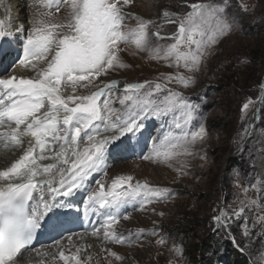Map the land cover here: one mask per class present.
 Listing matches in <instances>:
<instances>
[{
    "label": "snow or ice",
    "instance_id": "6c2138e0",
    "mask_svg": "<svg viewBox=\"0 0 264 264\" xmlns=\"http://www.w3.org/2000/svg\"><path fill=\"white\" fill-rule=\"evenodd\" d=\"M42 3L49 9L55 6L63 19L50 22L47 18L52 12H41L31 31L17 26V35H27L14 54L6 52L0 43V57L12 55L8 67L17 68L16 74L0 78V144L4 149L22 153L0 170V264H24V253L34 249V240L42 228L57 233L65 230L67 220L59 210L70 208L71 201L62 198L73 197L79 190L87 193L83 200L86 213L89 209L95 211L97 206L104 210L105 222L100 228H93V236H98L102 228L104 241L130 244L139 239L143 229L128 235L116 231L114 225L119 223L121 210L125 206L136 210V205L144 210L154 200L168 198L172 190L142 183L132 175H117L107 191L105 183L97 179L98 188L91 190L90 178L104 172L110 151L132 152L140 145L144 121L149 117H171V123L166 132L153 138L149 153L142 157L145 160L167 162L180 155H194L193 148L203 139L205 124L198 114L199 106L189 103L182 92L167 83L116 79L103 83L101 78L131 67L121 47L129 44L151 59L168 60L172 66L198 71L210 50L241 27L239 20L229 15L228 0L187 4L189 10L182 13L165 8V22L175 26L170 36L161 35L159 30L150 33L155 21L129 12L133 0ZM129 18L137 21L135 27L126 25ZM10 35L0 19V42H6ZM153 37L173 42L154 43ZM19 68L34 75L29 78L19 73ZM166 80L184 87L194 82L193 77L179 72L168 74ZM121 83L122 95L117 97ZM90 86L95 91L77 94L78 88ZM68 87L71 94H64ZM114 100H118L119 107L114 106ZM251 104V99L244 103L242 113ZM194 122L197 130L186 131V126H193ZM45 160L53 162L38 163ZM230 207L212 217L214 230L228 229L233 218L243 216L245 207L231 213ZM129 218L130 213L123 215V219ZM244 235H248L246 222ZM67 239L72 242L71 236ZM232 239L235 242V237ZM164 242L163 238L157 241ZM53 245L64 264H88L91 260V256L87 261L81 260L80 247L67 256L61 241L54 240ZM174 250L182 254V248L174 246ZM111 255L123 259L116 252Z\"/></svg>",
    "mask_w": 264,
    "mask_h": 264
},
{
    "label": "rangeland",
    "instance_id": "374dc122",
    "mask_svg": "<svg viewBox=\"0 0 264 264\" xmlns=\"http://www.w3.org/2000/svg\"><path fill=\"white\" fill-rule=\"evenodd\" d=\"M24 2L41 13L42 0ZM195 2L203 0H133L127 10L155 21L149 28L150 33L159 30L161 35L170 36L175 26L165 22L163 10L182 13L189 10L187 4ZM10 3L13 6L22 0H11ZM228 3L230 17L234 15L241 27L210 50L211 54L206 55L198 71L172 66L168 60L151 59L147 53L138 52L134 45L129 44L121 47L125 49L124 59L131 67L101 78L103 83L109 79L167 83L168 87L182 92L189 103L199 106L197 111L206 130L203 139L198 140L193 148L194 155H180L167 162L162 159L145 160L142 157L149 153L153 138L166 132L171 123V117H149L144 121L141 137L144 150L138 156L117 158L101 172L97 179L106 184L117 175H132L142 183L146 181L155 187L169 188L172 195L154 200L144 210H139V205H136V210L125 206L124 215L130 213V218L123 219L122 216L123 228L118 233L128 235L140 229L144 231L130 244L109 241L117 247L103 248L98 264H190L184 252L187 244L180 245L179 237L189 236L193 242H200L210 233L215 234L216 240L223 238L231 243L232 247L248 255L254 264H264V223H261V217H264V173L259 164L264 166V89L261 87L264 79V0H228ZM48 11L53 14L47 18L48 21L60 22L63 19L55 10L45 12ZM136 23L134 18L126 21L129 28L135 27ZM26 28L31 30L32 27L27 25ZM153 41L160 44L173 42L157 40L156 37ZM11 47L16 51L22 45L18 41ZM177 72L193 77L194 82L184 87L166 80L168 74ZM120 89L117 97L122 95L123 83ZM92 91L95 88L91 86L78 88L77 94L85 95ZM64 94H71V88H65ZM250 99L252 104L242 113V105ZM113 104L119 107L118 100ZM257 109L253 132L247 144L237 150L247 136ZM196 130L195 122L193 126H186V131ZM228 206H231L230 213L240 207H245V212L241 218H233L228 229L214 230L216 224L212 217ZM161 212L164 215H160ZM245 222L247 236L244 235ZM133 224L138 227L135 231ZM161 238L165 242L157 243ZM174 246L182 248V254H176ZM111 252H116L123 259H116ZM219 253L215 264H226L222 262L228 258L226 248H220ZM210 257V253H204L199 264H209ZM56 261L64 263L59 258Z\"/></svg>",
    "mask_w": 264,
    "mask_h": 264
},
{
    "label": "bare ground",
    "instance_id": "6f19581e",
    "mask_svg": "<svg viewBox=\"0 0 264 264\" xmlns=\"http://www.w3.org/2000/svg\"><path fill=\"white\" fill-rule=\"evenodd\" d=\"M24 1L25 0H22V3L11 6V0H0V19L4 21L5 29L11 33V35L7 37L9 39H7L6 42L0 43H3L5 51L10 53V51L7 49L8 47L11 50V54L15 53V49H13L11 45L13 43H18V41H21L22 39H25L27 35V32H21L19 35H17V26H23V28L27 31H31L30 29H27L26 26L28 25L29 27H32L34 19L38 18V11L36 10V8L30 6ZM43 6L41 7L40 12H45L46 10H55V7L49 9ZM11 39H13L14 41L12 42ZM11 58L12 55H4L0 57V78H4L10 73H17V68L11 69L10 67H8ZM5 69H7V71H5ZM18 72L23 73L29 78L34 75V73L24 70L23 68H19ZM137 147L142 150L141 148H143V144L140 143V145H138ZM237 150L239 149L237 148ZM126 153H128V151H110L107 157V166H109L110 163L115 161L117 158H120L119 156H123ZM20 154L22 153L4 149L3 145L0 144V170H3L5 167L10 166V161L14 162V158H18V155ZM261 160L262 159H259V162H261ZM51 162L53 161H38V163ZM259 164L264 173V166L261 163ZM100 174L101 173L94 174V176L90 178V181L88 183L91 190H96L98 188V185L94 182L98 178V176H100ZM110 184L111 183H105V191L108 190ZM86 195L87 193L84 190H79L74 194L73 197L62 198L65 201H71L70 208L59 210L60 214L67 220V223L65 224V230L57 233L42 228L48 231L41 234L38 242L34 244V249L24 253V264H64L62 262L56 261L57 258H59V252L53 245L54 240L61 241V245L63 247L65 255L71 256L76 252V248L80 247L82 249L80 253V258L82 261H87L88 257L91 256V260L88 262V264H98L99 256L101 257V250L103 248L107 247L108 249H112L114 247H117L116 245H111L109 241H104L102 228L98 236H93L91 234L93 228H100V226L105 222V217L102 215L104 210L99 209L98 206L95 211L89 209L87 213L85 212L83 200L86 198ZM121 213L122 214L120 216V219L125 213L123 212V209L121 210ZM120 219L119 223L117 225H114L117 232H120L123 228V219ZM132 228L134 229V231L138 229L137 225L135 224L132 225ZM68 236L72 237V242L68 241ZM45 253L48 254L45 255ZM53 256L56 257L55 260H53ZM71 264H75V261H72Z\"/></svg>",
    "mask_w": 264,
    "mask_h": 264
},
{
    "label": "trees",
    "instance_id": "16d2710c",
    "mask_svg": "<svg viewBox=\"0 0 264 264\" xmlns=\"http://www.w3.org/2000/svg\"><path fill=\"white\" fill-rule=\"evenodd\" d=\"M215 237V234L210 233L208 237H206L203 241L200 242H193V240H190L189 236L185 238L179 237L180 245L183 246L184 243L187 244L186 248L184 249L187 261H190V264H199V258L203 256L204 253H210L211 262L209 264H215V262L217 263V260L219 259L220 248H226V255L228 256V258H225L224 260H222V262L226 264H231V262H233V264H254L250 261V257L248 255H245L238 251L237 248L232 247L231 243L223 240V238L216 240ZM212 259L215 260L213 261Z\"/></svg>",
    "mask_w": 264,
    "mask_h": 264
},
{
    "label": "water",
    "instance_id": "95a60500",
    "mask_svg": "<svg viewBox=\"0 0 264 264\" xmlns=\"http://www.w3.org/2000/svg\"><path fill=\"white\" fill-rule=\"evenodd\" d=\"M264 86V79H263V83L261 85V87ZM264 89V87H262ZM261 99V97L259 98ZM258 107V106H257ZM255 118H257V110L255 112V115L253 116V120L252 122L250 123V126H249V130L247 132V136L246 138L243 140V142L240 144V146L238 147V149L240 150V148L244 147L246 144H247V141L249 140L250 138V134L253 132V128H254V122H255Z\"/></svg>",
    "mask_w": 264,
    "mask_h": 264
}]
</instances>
